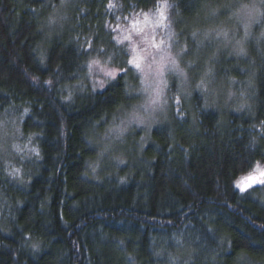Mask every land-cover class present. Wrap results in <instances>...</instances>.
<instances>
[{
    "label": "trees",
    "instance_id": "obj_1",
    "mask_svg": "<svg viewBox=\"0 0 264 264\" xmlns=\"http://www.w3.org/2000/svg\"><path fill=\"white\" fill-rule=\"evenodd\" d=\"M247 1L69 0L64 28L49 35L60 0H0V118L23 115L36 146L22 181L0 153V264H264V185L235 188L264 166V41L215 66L221 83L251 81L249 109L218 112L194 96L133 163L97 181L87 175L90 134L137 102V80L120 73L100 90L64 96L88 78L92 54L125 66L113 40L126 19L164 3L190 47L216 11Z\"/></svg>",
    "mask_w": 264,
    "mask_h": 264
},
{
    "label": "rangeland",
    "instance_id": "obj_2",
    "mask_svg": "<svg viewBox=\"0 0 264 264\" xmlns=\"http://www.w3.org/2000/svg\"><path fill=\"white\" fill-rule=\"evenodd\" d=\"M154 11L148 12V23H141L147 35L154 33L158 40H163V50L157 51L137 38L136 44L118 43L128 34L132 20L143 21L144 14L126 19L114 28V42L127 54L126 64L117 69L110 65L109 59L92 54L89 76L84 83H78L64 92L66 100L88 88L100 90L113 79L105 75L106 71L120 73L132 72L137 80L133 91L137 102L113 117L103 119L95 124L90 134V144L95 150V157L88 166V177L94 181L109 171L118 172L133 163V154L139 157L150 140L153 130L167 125L173 118L181 115V107L190 109L189 104L194 96L201 101V106L218 112H240L249 109L252 83L222 81L215 76V66L224 56L243 58L246 47L252 40L264 41V0H249L236 8L223 12L216 11L218 18L209 26L190 34L188 47L185 40L178 39L173 25L167 20L168 8L164 3ZM69 10V0H60L59 6L47 21L46 31L60 33L64 28ZM162 20L161 27L151 21ZM178 39V40H177ZM136 47L133 52L132 48ZM147 48V52L143 49ZM187 49L183 52V49ZM133 56H147L142 67L143 72L131 67L129 60ZM162 56L176 59L183 75L173 73L165 68L163 76L157 75V66ZM155 57V60L152 59ZM113 60V55L110 56ZM191 64V67L188 65ZM171 64H169V68ZM124 69H128L127 72ZM216 77V78H215ZM204 82L203 84L201 82ZM159 91V97L156 96ZM157 103L152 104V99ZM21 115V114H20ZM9 113L0 118L3 130L0 131V153L2 162L12 169V174L23 180L22 165H27L36 153L33 138L25 136L21 130L23 115ZM264 166L258 161L249 174L241 176L235 188L243 193L254 186L264 185ZM243 189V190H242Z\"/></svg>",
    "mask_w": 264,
    "mask_h": 264
},
{
    "label": "snow or ice",
    "instance_id": "obj_3",
    "mask_svg": "<svg viewBox=\"0 0 264 264\" xmlns=\"http://www.w3.org/2000/svg\"><path fill=\"white\" fill-rule=\"evenodd\" d=\"M139 15V14H138ZM145 19L143 21L139 20H132L130 24V28L128 30V34L123 37V40L118 41V43L125 44L127 45H133L136 44V47H139L140 45L137 43V38L140 39L145 44H148L149 47L157 49V51H162L163 50V45L164 41L163 40H158L156 35L152 33L150 36L147 35L142 27L139 25L141 23H148V14H144ZM164 19L163 16H161V20L157 21H151L154 23L157 27H161L162 25V20ZM136 47L132 48V51H136ZM143 51L147 52V48L143 49ZM187 49H183V52H186ZM147 59V56L141 57V56H133L129 60V64L131 67L135 68L136 70L143 72V63ZM153 60H155V57H152ZM169 64H171V67L169 68ZM188 67H191V64L188 65ZM165 68H168L169 71L173 73H178L180 75H183L182 70L179 67V64L177 63L176 59L167 57V56H162L161 61L159 62L157 66V75L163 76ZM125 72L128 71V69H124ZM105 75L109 76L112 79L116 78V73L114 71H106ZM202 84L204 83L203 81L201 82ZM156 96L159 97V91H157ZM152 104L157 103V99H152L151 100ZM3 130V123L0 122V131ZM264 182V181H262ZM243 190V189H242Z\"/></svg>",
    "mask_w": 264,
    "mask_h": 264
}]
</instances>
